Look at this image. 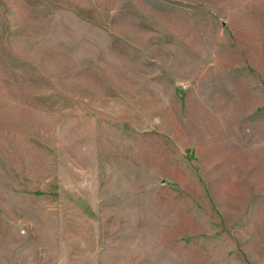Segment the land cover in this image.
Returning a JSON list of instances; mask_svg holds the SVG:
<instances>
[{"label":"rangeland","instance_id":"374dc122","mask_svg":"<svg viewBox=\"0 0 264 264\" xmlns=\"http://www.w3.org/2000/svg\"><path fill=\"white\" fill-rule=\"evenodd\" d=\"M0 264H264V0H0Z\"/></svg>","mask_w":264,"mask_h":264}]
</instances>
